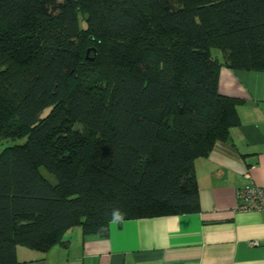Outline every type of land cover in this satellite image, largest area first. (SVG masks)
I'll use <instances>...</instances> for the list:
<instances>
[{
	"label": "trees",
	"instance_id": "1",
	"mask_svg": "<svg viewBox=\"0 0 264 264\" xmlns=\"http://www.w3.org/2000/svg\"><path fill=\"white\" fill-rule=\"evenodd\" d=\"M221 66L264 71V0H0V264L197 211L194 159L238 124Z\"/></svg>",
	"mask_w": 264,
	"mask_h": 264
},
{
	"label": "crops",
	"instance_id": "2",
	"mask_svg": "<svg viewBox=\"0 0 264 264\" xmlns=\"http://www.w3.org/2000/svg\"><path fill=\"white\" fill-rule=\"evenodd\" d=\"M218 90L240 101L238 124L194 159L197 211L110 222L107 236L74 225L65 244L18 245V264H264V212L238 211L235 197L264 188V71L221 66Z\"/></svg>",
	"mask_w": 264,
	"mask_h": 264
},
{
	"label": "built area",
	"instance_id": "3",
	"mask_svg": "<svg viewBox=\"0 0 264 264\" xmlns=\"http://www.w3.org/2000/svg\"><path fill=\"white\" fill-rule=\"evenodd\" d=\"M236 209L238 211H258L264 212V188L256 185H248L241 189H236ZM256 245L257 242H252Z\"/></svg>",
	"mask_w": 264,
	"mask_h": 264
},
{
	"label": "rangeland",
	"instance_id": "4",
	"mask_svg": "<svg viewBox=\"0 0 264 264\" xmlns=\"http://www.w3.org/2000/svg\"><path fill=\"white\" fill-rule=\"evenodd\" d=\"M221 51L218 49H213V53H220ZM88 55V53H87ZM23 141V139L17 140L18 143H21ZM14 141L8 140V141H0V151L7 145H11L14 144ZM42 171L50 178V179H55L53 176H51V174H49L45 169H42Z\"/></svg>",
	"mask_w": 264,
	"mask_h": 264
},
{
	"label": "clouds",
	"instance_id": "5",
	"mask_svg": "<svg viewBox=\"0 0 264 264\" xmlns=\"http://www.w3.org/2000/svg\"><path fill=\"white\" fill-rule=\"evenodd\" d=\"M124 218V213L120 209H114L111 212V219L113 223L122 221Z\"/></svg>",
	"mask_w": 264,
	"mask_h": 264
}]
</instances>
